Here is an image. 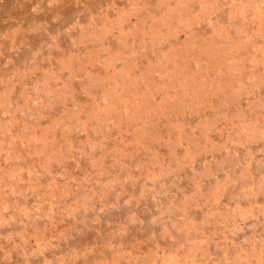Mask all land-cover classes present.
Masks as SVG:
<instances>
[{"label":"rangeland","instance_id":"1","mask_svg":"<svg viewBox=\"0 0 264 264\" xmlns=\"http://www.w3.org/2000/svg\"><path fill=\"white\" fill-rule=\"evenodd\" d=\"M0 264H264V0H0Z\"/></svg>","mask_w":264,"mask_h":264}]
</instances>
